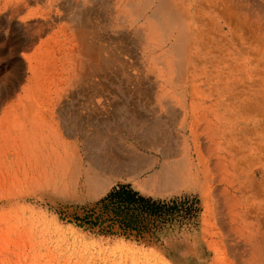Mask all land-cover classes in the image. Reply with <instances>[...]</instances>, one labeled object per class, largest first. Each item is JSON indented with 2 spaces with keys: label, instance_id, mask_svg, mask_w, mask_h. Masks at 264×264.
<instances>
[{
  "label": "bare ground",
  "instance_id": "1",
  "mask_svg": "<svg viewBox=\"0 0 264 264\" xmlns=\"http://www.w3.org/2000/svg\"><path fill=\"white\" fill-rule=\"evenodd\" d=\"M257 3L0 0V228L125 177L192 196L190 252L264 264Z\"/></svg>",
  "mask_w": 264,
  "mask_h": 264
},
{
  "label": "rangeland",
  "instance_id": "2",
  "mask_svg": "<svg viewBox=\"0 0 264 264\" xmlns=\"http://www.w3.org/2000/svg\"><path fill=\"white\" fill-rule=\"evenodd\" d=\"M257 2L264 30V0ZM122 186L155 202L154 206L138 211L142 224L139 229L127 233L121 230L120 225L109 221L114 214L103 209L101 204ZM83 196L59 197L54 205L41 209L39 215L44 234L32 231L22 238L10 229L0 228V264L227 263L222 256L210 257L203 252H190L196 245L187 240L186 227L199 213L194 209L191 195L154 197L141 192L132 181L121 177L103 193ZM86 216H91L92 222H98V225L80 226L78 220ZM234 261L239 264L242 260Z\"/></svg>",
  "mask_w": 264,
  "mask_h": 264
},
{
  "label": "trees",
  "instance_id": "3",
  "mask_svg": "<svg viewBox=\"0 0 264 264\" xmlns=\"http://www.w3.org/2000/svg\"><path fill=\"white\" fill-rule=\"evenodd\" d=\"M101 204L103 209L111 210L114 214L109 221L120 225L121 230H123L124 233H127V231L139 229L138 226L142 224L138 211L149 206H154L155 202H152L150 199L140 197L136 192L130 190L128 187L122 186L119 187L118 190L111 193L108 198L101 201ZM78 221L80 222V226L86 224L91 227H95L98 225V222H92L91 216H86Z\"/></svg>",
  "mask_w": 264,
  "mask_h": 264
}]
</instances>
